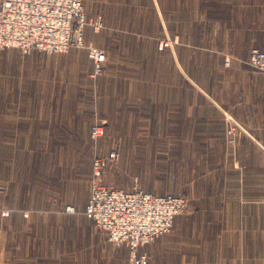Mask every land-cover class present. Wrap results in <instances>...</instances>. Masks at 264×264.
I'll return each instance as SVG.
<instances>
[{
	"label": "rangeland",
	"instance_id": "374dc122",
	"mask_svg": "<svg viewBox=\"0 0 264 264\" xmlns=\"http://www.w3.org/2000/svg\"><path fill=\"white\" fill-rule=\"evenodd\" d=\"M83 3L89 18L103 19L99 31L87 26L84 34L106 53L101 74L86 47L0 49V244L7 260L129 263L85 212L94 160L113 149L117 158L102 184L187 200L172 229L144 246L149 264H264V164L244 161L239 122L221 112L223 122L209 99L211 65L230 66L233 57H214L208 39L198 41L195 9L165 8L163 0ZM95 122L104 128L96 140ZM221 123L224 136L209 135Z\"/></svg>",
	"mask_w": 264,
	"mask_h": 264
},
{
	"label": "built area",
	"instance_id": "2783aa9c",
	"mask_svg": "<svg viewBox=\"0 0 264 264\" xmlns=\"http://www.w3.org/2000/svg\"><path fill=\"white\" fill-rule=\"evenodd\" d=\"M87 26L99 31L103 19L89 18L83 0H0V49L64 53L74 47H86L98 75L102 73L106 53L86 44ZM249 64L264 71V49L254 47ZM98 123L90 129L94 140L104 135V128ZM234 130V122H230L229 134L233 135ZM116 158L113 149L108 156L95 158L94 181L85 212L108 232L114 244L129 248L130 264H149L148 254L141 248L172 229L175 218L186 209L187 200L183 196L160 195L139 188L126 191L102 184L99 180L103 170Z\"/></svg>",
	"mask_w": 264,
	"mask_h": 264
},
{
	"label": "crops",
	"instance_id": "0c3cea01",
	"mask_svg": "<svg viewBox=\"0 0 264 264\" xmlns=\"http://www.w3.org/2000/svg\"><path fill=\"white\" fill-rule=\"evenodd\" d=\"M163 1L165 8L195 9L198 25L202 29L207 24L211 26L208 31L203 32L201 29L198 41L206 37L208 50L214 57H233L230 66L220 63L210 67L211 111L220 113L223 122L225 114L222 117L221 112L230 114L231 118L239 122L236 132L239 153L247 164L263 165L264 73L252 67L247 60L254 47L264 49V0H194L193 4L188 0ZM178 56L179 61L180 51ZM194 84L200 87L197 83ZM209 129L211 136H224L226 131L223 123L218 126L210 125ZM119 247L124 248L130 264L129 248L126 245ZM5 254L3 243L0 244V264H12Z\"/></svg>",
	"mask_w": 264,
	"mask_h": 264
}]
</instances>
